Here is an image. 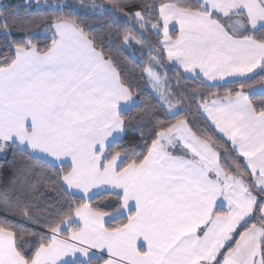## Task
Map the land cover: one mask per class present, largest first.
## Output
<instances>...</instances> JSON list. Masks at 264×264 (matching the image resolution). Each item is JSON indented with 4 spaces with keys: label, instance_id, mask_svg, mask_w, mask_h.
<instances>
[{
    "label": "snow or ice",
    "instance_id": "1",
    "mask_svg": "<svg viewBox=\"0 0 264 264\" xmlns=\"http://www.w3.org/2000/svg\"><path fill=\"white\" fill-rule=\"evenodd\" d=\"M48 7L58 14L41 18L50 39L41 47L34 41L42 33L30 28L35 19L0 5L11 53L0 54V153L29 158L13 162L12 179L0 189V264H264V98L254 99L248 85L257 69L264 73V0L160 3L155 22V4L102 7L139 32L137 39L124 31L125 44L146 42L162 59L146 35L159 34L162 22L168 60L192 79L238 85L215 99L190 92L231 155L187 115L183 95L174 102L157 57L144 71L174 122L157 121L155 138L134 158L111 151L139 97L71 4ZM18 33L19 40L10 38ZM49 186L68 198L50 210L39 203ZM93 189L115 193V215L92 207ZM106 216L125 219L106 227Z\"/></svg>",
    "mask_w": 264,
    "mask_h": 264
},
{
    "label": "trees",
    "instance_id": "2",
    "mask_svg": "<svg viewBox=\"0 0 264 264\" xmlns=\"http://www.w3.org/2000/svg\"><path fill=\"white\" fill-rule=\"evenodd\" d=\"M55 1L53 4L61 3L63 0H51ZM131 2V0H67L68 4H71L75 9L73 13L80 21L83 22L82 26L86 25V31L91 35L96 36L98 40H101L105 50L113 57L117 65L123 69V77L128 81H131L130 86L134 89L136 96L139 97V103L131 109V111L125 116L127 126L124 129L123 138L116 141L112 147L111 151H120L122 156L127 155L134 158L139 153L146 151L145 142L154 139L153 131L157 129V121L167 122L173 121L174 117H171L161 108L160 104L155 98L148 86V80L144 69L149 65L150 57H157V52L151 51L148 44L145 42L143 47H140L135 42H130L129 48L133 50V53L124 47L120 36H122L124 31L132 32L137 39H140L139 32H136L132 28V23L127 20L117 18L113 20L110 14L102 12V7H107L112 4ZM138 2H147L149 4L157 5L156 10L153 12V18L159 16L158 5L160 3H173V4H185L193 3L194 0H138ZM83 4L85 7L81 8L80 5ZM95 5L96 7L92 9L90 5ZM1 5L11 6L14 14L20 19L34 18L36 23L31 24L30 28L35 31L42 33L40 37L37 38L36 43L41 47L50 44V39L46 37L49 35L44 31V23L41 22V18L46 22L47 20L54 18L55 11L46 6H37L32 0L28 3H22L18 0H12ZM68 9H64V14L68 13ZM125 11H128L126 9ZM161 27V24H160ZM117 28L120 29V33H117ZM20 33L15 36L10 37L14 40L20 39ZM147 40L151 41L152 47L157 49L161 56L157 57L160 63L158 70L167 76L170 81L168 88L169 90L176 92L177 95L173 96L174 102L179 99L180 95H183L185 99L188 100L186 105L187 108L191 109L187 113L192 118H195L196 125L200 129H204L207 133L212 136L218 143L222 145L225 151L231 155V145L225 143L220 137H218L213 128L210 127V123L205 121L204 117L196 110L195 105L191 102L190 92L197 91L204 93L209 99H215L216 95L223 94L229 89H234L238 85L234 83H218V84H207L203 80L192 79L189 76L184 75L179 69L171 66L166 62L165 55L160 46L161 34H157L155 30L146 31ZM172 36L175 37V31H172ZM6 45V36L2 30H0V54H8ZM214 85V86H213ZM251 89L264 85V73L259 72L257 75L253 76V79L248 82ZM246 85V91L252 95V91ZM254 99L259 100L264 98V94L260 93L253 96ZM199 100V98H197ZM181 115H184L182 113ZM21 158L28 160L26 154L20 153L18 150L7 151L6 155L0 157V189H3L8 185L9 181L13 176V162L20 161ZM35 164V162H32ZM38 167V165H35ZM67 194L60 190L58 187L53 188L49 186L46 190H42L39 203L46 206L49 210L53 206H59V204L67 201ZM117 197L112 193H103L97 195L88 200L93 208L100 211L106 212L108 214L116 213V209L120 207L118 203H115ZM3 214L0 213V216ZM124 216L118 217L116 220L109 221L105 226L112 227L114 224H118L124 221ZM15 222V221H13ZM254 223L257 222L256 219L253 220ZM102 264V262H101Z\"/></svg>",
    "mask_w": 264,
    "mask_h": 264
},
{
    "label": "crops",
    "instance_id": "3",
    "mask_svg": "<svg viewBox=\"0 0 264 264\" xmlns=\"http://www.w3.org/2000/svg\"><path fill=\"white\" fill-rule=\"evenodd\" d=\"M173 30L175 31V37L172 36V31H173ZM159 33L161 34V40H160V42H162V41L164 40V36H163V25H162V22H161V27H160ZM169 35L172 37V39H175L176 36L179 35V25L176 24L175 22H172V23L169 24ZM160 46H161V48H162L161 43H160ZM162 50H163V53H164V55H165L166 62H167L168 64H170L171 66H174L175 68L179 69L184 75L191 77V74H187V73H185L184 71H182V70L177 66L176 62L168 60L166 50H164L163 48H162ZM156 70L159 71L158 68H157ZM159 72H160V71H159ZM256 72L259 73V69H257ZM160 73H161V72H160ZM161 75H164V74L161 73ZM249 75H251V74H249ZM230 79H231V78H225V81L230 80ZM147 80H148V79H147ZM203 81H204L205 83H207V84H211V85H212V84H218V83L225 82V81H206V79L203 80ZM148 86H149V81H148ZM149 88H150V87H149ZM262 89H264V85L259 86V87H256V88H255V90H256L255 93H257V94L262 93ZM150 90L152 91L151 88H150ZM152 93H153V91H152ZM153 94H154V93H153ZM155 97H156V96H155ZM208 122H209V121H208ZM209 123H210V122H209ZM115 135H116V134L114 133V136H115ZM123 135H124V130L119 134V136H118V138L116 139V141L121 140V139L123 138ZM109 139L111 140L112 137H110ZM116 141H115V142H116ZM4 155H6V153H5ZM103 187H104V186H101V188H103ZM92 191H93V193H98L97 195H100V194H103V193H109V192L102 191V190H100V189H93ZM112 194H115V193H112ZM97 195H91V196H90V199L93 198V197H95V196H97ZM218 204H219V201H218ZM220 210H227V203H226V202L224 203V207H223L222 209H220ZM115 214H116V213H112V214H109V216H111V215H115ZM109 216H106V217H105V225H106L109 221H111V220L109 219ZM119 217H122V216H119ZM251 223H254L253 220L251 221ZM73 227H75V226H73ZM70 230H71V229H69V231H70ZM89 252H90V254H91L92 252H96L97 254H102V255H104V258H105V259L108 258L106 252H105V253H100V250H97V249H89ZM77 256L80 257L81 259H86V258H83V257L81 256V254H79V253H77ZM65 259H75V257H65Z\"/></svg>",
    "mask_w": 264,
    "mask_h": 264
},
{
    "label": "rangeland",
    "instance_id": "4",
    "mask_svg": "<svg viewBox=\"0 0 264 264\" xmlns=\"http://www.w3.org/2000/svg\"><path fill=\"white\" fill-rule=\"evenodd\" d=\"M10 1H12V0H0V5L3 4V3L10 2ZM18 1H20V2H22V3H28V2L31 1V0H18ZM32 1H33L37 6H46V4L49 5V4H53V3H55V1H51V0H39V4H37V0H32ZM52 2H53V3H52ZM61 3H67V0H63ZM123 45H124L125 48L129 49V50L133 53V50L129 48L130 42L127 43V44H125V43L123 42ZM149 87L151 88L150 82H149ZM151 89H152V88H151ZM152 91H153L154 95L156 96L155 90L152 89ZM4 154H5V153H0V157L4 156ZM176 154H181V153L177 152Z\"/></svg>",
    "mask_w": 264,
    "mask_h": 264
}]
</instances>
